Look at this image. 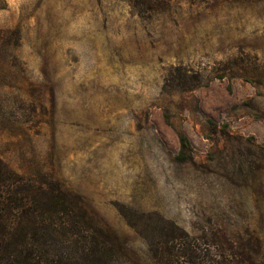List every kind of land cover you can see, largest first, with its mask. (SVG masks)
<instances>
[{
	"label": "rangeland",
	"instance_id": "rangeland-1",
	"mask_svg": "<svg viewBox=\"0 0 264 264\" xmlns=\"http://www.w3.org/2000/svg\"><path fill=\"white\" fill-rule=\"evenodd\" d=\"M176 68L198 87L170 85ZM8 174L81 206L26 213L11 255ZM3 236L0 264L264 247V0H0Z\"/></svg>",
	"mask_w": 264,
	"mask_h": 264
},
{
	"label": "trees",
	"instance_id": "trees-1",
	"mask_svg": "<svg viewBox=\"0 0 264 264\" xmlns=\"http://www.w3.org/2000/svg\"><path fill=\"white\" fill-rule=\"evenodd\" d=\"M177 76L170 74L168 76V83L172 86L178 88L177 90L187 91L192 90L200 84L198 73H188L187 70L176 68ZM180 71H183L180 73ZM184 138L181 139L182 144L185 146ZM8 216L13 214L12 219H9L8 224V248H12V251L8 250V255L15 254V252L21 254L27 247L25 243L27 233L21 225H25V216L28 212H33L35 216L38 217L39 221H43L44 215L49 219L53 215L72 213L74 217L73 208L80 209V204L76 202L72 197L69 198L68 195L64 194L60 190L58 185L54 184H44V185H33L28 180L21 176H11L8 174ZM55 186H58L57 188ZM66 202V203H65ZM69 207L71 212L63 211V206ZM73 206V208H72ZM5 211V208L3 209ZM11 212V213H10ZM66 212V213H64ZM68 216V215H67ZM85 217H87L85 215ZM88 219V218H86ZM45 220V219H44ZM3 228V227H1ZM44 227H38L32 229L33 231H28L29 234L36 235L39 231H42ZM94 229V228H93ZM96 229V228H95ZM5 236L1 238L0 247L5 243ZM251 239V238H250ZM15 240V241H14ZM254 240V239H253ZM250 240L249 256L247 255L246 263L243 262V256L238 253L226 254L223 247H213V256L219 258V263L215 264H264V247L258 244V240L255 238V243ZM15 242L17 247H15ZM12 243V244H10ZM32 253V250H30ZM211 254V255H212ZM212 256V257H213ZM263 256V257H261ZM187 257L191 264H202L197 263L196 260L200 259V255L196 254L192 250H187ZM205 261L204 259H202ZM202 262V261H201ZM208 262L213 263L212 258H209Z\"/></svg>",
	"mask_w": 264,
	"mask_h": 264
}]
</instances>
